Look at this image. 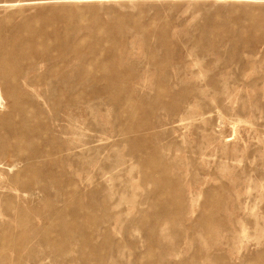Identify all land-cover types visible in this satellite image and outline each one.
I'll list each match as a JSON object with an SVG mask.
<instances>
[{"label":"rangeland","instance_id":"rangeland-1","mask_svg":"<svg viewBox=\"0 0 264 264\" xmlns=\"http://www.w3.org/2000/svg\"><path fill=\"white\" fill-rule=\"evenodd\" d=\"M0 37L11 48L4 56L7 68L18 51L32 53L30 61L43 65L39 74L54 72L52 82L66 66L75 75V64L84 65L80 60L95 43L104 49L119 46L121 64L102 65L97 74L115 68L123 76L118 106L129 91L134 106L123 107L139 114L128 121L146 128L137 135L145 133L156 156L145 167L126 146L131 134L119 131L122 122L110 94L92 92L106 86L103 79L93 87L86 82L83 110L76 102L62 107L83 122L86 150L93 149L84 154L87 163L80 161L79 147L67 144L65 122L56 118L53 125L45 102L32 98L28 106L31 111L37 106L42 127L28 145L61 144L60 163H34L31 176L43 184L34 199L8 202L3 193L0 230L29 237L13 243L8 235L13 252L5 254L10 263L3 264H66L43 241L52 210H60L68 226L58 231L65 247L81 233L92 234L94 225L80 228L87 220L83 216L102 221L104 213L109 239L93 238L104 252L99 258L89 250L88 264H264V0H0ZM79 38L85 40L76 47ZM20 44L24 49L12 48ZM54 45L61 47L44 51ZM38 85L52 100L51 86L42 80ZM63 111L57 109V116ZM15 126L22 130L19 118L1 109L4 165L15 159L7 151L11 145L25 143L11 134ZM142 168H163L165 177L144 179ZM77 173L92 179L88 190ZM69 181L83 214H71L74 194H63ZM154 188L170 190V196L153 197Z\"/></svg>","mask_w":264,"mask_h":264},{"label":"bare ground","instance_id":"bare-ground-1","mask_svg":"<svg viewBox=\"0 0 264 264\" xmlns=\"http://www.w3.org/2000/svg\"><path fill=\"white\" fill-rule=\"evenodd\" d=\"M3 40L6 42V38H4ZM3 40L0 37V110H6L7 108H9L10 118H19V122H21L22 124V130H18L17 126L12 127L9 130L12 131V135H19L25 143H14L11 145V148L7 150L8 153H11V155L15 156L14 160H9L10 162L5 165L0 161V202L3 193H8L9 196L6 199V201L8 202L19 200L24 196L29 197L31 200L34 199L32 198L34 197V193H39L43 190V184H38V181H36L31 176V173L34 170V163L38 161L49 163L50 161H52L57 166L60 163L59 155L61 153V144L57 143L56 145L45 148L28 145L29 142H35V138L38 137L36 135L40 132V128L42 127L41 118L38 119V116H36L37 106L33 107V111H31L28 106V104L31 103L32 98L42 99L45 102L46 109L49 112V120L53 125L55 124L56 118H59L65 122L66 133L68 134V138L66 140L67 144H75V147H79V149L81 150L80 161L82 163H87V161H85L84 154L85 152L92 151L93 149L86 150L85 141L83 140L84 133H82V129H85V127H83V122L80 119H71L68 114L63 111L65 109H62V107L66 108L71 102H81L80 100L87 97V93L84 90V87L87 85V83L90 85V87H93V85H95L97 81L101 79L105 81L106 86H99L98 88L93 87L92 92L99 97H108V95L110 94L109 100L117 106V115L122 122L119 131L126 134H131V136H127L124 140L126 146H128V148L135 153V159L139 161L143 166L146 167L148 163H150L151 161H155V150L151 146V144L146 141V138L144 136L145 133H141L140 136L137 135L143 130H146V128H138L135 122L130 123L128 121L130 118H134L139 114V111L135 109V107L132 111H127V108L123 107V105L128 108L134 106V100L131 97L129 91H127V96L126 98H123V102L121 103V105L118 106L119 100L116 98V92L118 83L120 84L122 82L121 80L123 79V76L121 77L116 72L114 67V69H109V71L107 73H104L103 75L97 74L102 65L104 66L110 64L109 66H111L121 64L123 58L122 50L119 46L104 49L95 43L92 47L89 48L86 53L88 55L87 57H89L88 60L87 57L84 56L81 60L79 59L80 62L84 63V65H80L81 63L75 64V75L73 74L71 76L70 74L73 69H69L66 66L65 69H63L65 73L60 78V80L52 82L51 77L54 72H52V74L49 76H46L43 73L39 74L38 72L43 65L33 64V61H30L32 53L18 51V53L14 56L15 58L13 59L15 60L14 65L10 66V68H7V66H5L6 62L4 60V56L11 48L7 44H4ZM84 40L85 39L83 38H79L76 47L83 46ZM20 47L24 49V46L22 44H20V46H12V48L14 49H20ZM60 47L61 46L55 45L52 48L46 47L44 48V51L46 53L51 50L58 51ZM97 54H101L103 57L97 60V58H95ZM63 67L64 66H62L61 69ZM66 69H68L69 72ZM82 72H84L85 74H81ZM125 73L126 74L124 75V78H129L130 71H126ZM41 80L44 81V84L46 86H51L50 93L54 96L52 100H50V97H47L46 99L45 95L47 94L46 92H48V89H44V91L39 89L40 85L38 84ZM212 80L213 78L211 79V81ZM21 91H24L26 93L25 98ZM18 92L22 94V98L16 95V93ZM57 105H60L61 108H57ZM76 107L79 110H83V105L80 103ZM57 109L63 111L61 117L57 116ZM193 121L194 119L191 121H185L184 125L190 126L193 124ZM69 152V147H66L65 153L69 155ZM21 162H23V166L21 167L20 171L12 176H9L8 173H10L13 169H17L20 166ZM66 163L71 164L68 162V160H66ZM150 166L151 165L148 164L149 168ZM141 173V176L144 179L149 178L150 180H152L155 177L159 179L161 176L165 177L163 168H159L155 172L142 168ZM42 174L43 173L38 172L39 176H41ZM77 176L79 177V180L81 179V182H83V179L87 182L84 186V190H88L90 183H92V181L90 180L92 179L89 178L86 174L83 178L80 177V173H77ZM65 187L66 188L64 189L63 194H68V190H70L74 194L73 201H76V208L74 207L72 209L71 214L74 215L76 211L78 214H83L85 207L75 198L76 190H74L73 184L69 181L65 184ZM156 190H158V194L153 197L161 198L162 200L164 198L166 200L170 196V190H167L165 188H159ZM57 194L59 195L60 192L57 191L56 195ZM45 195L50 196V193L48 192ZM88 195L89 194H85L84 197ZM148 196L149 194L145 195L146 198H149ZM105 203L108 204L109 201H105ZM192 207L193 203L190 206L191 211ZM157 208H159V206ZM161 212H165V209H163ZM60 213V210H52L53 221L50 226L45 229V232L43 234V241L47 242L46 244L52 245V250H55V252L62 254L63 258H65L66 264H88L89 250H92L96 254V256L101 258L104 252V247L102 245H99L93 238L101 235L103 241L109 239V233L104 225V223L107 222L104 213L101 214L102 221H94L88 216H83L86 217L87 220L86 223L80 226V228L83 229L85 226L94 225L95 228L93 229L92 234L90 232L81 233L79 234V237L74 238V242L72 244H69L66 247L65 243L63 244V242L60 241L61 233L58 234V231L66 232L68 228L66 224L61 222V219L63 217ZM4 221L5 220L3 218V214L0 210V225L4 224ZM93 221L96 223V225L93 223ZM111 230H114V226H112ZM68 233H71V231L69 230ZM8 235L10 236L13 243H18V240L28 242L29 238L28 235H22V237L17 239V236L10 235L7 229H1L0 264H3L5 262L10 263L9 261L5 260V254H11L13 252L9 248L11 242ZM76 249H78L77 255H72ZM109 261H112V259H110ZM97 264H100V262H98Z\"/></svg>","mask_w":264,"mask_h":264}]
</instances>
